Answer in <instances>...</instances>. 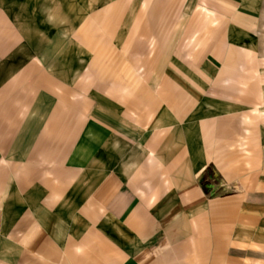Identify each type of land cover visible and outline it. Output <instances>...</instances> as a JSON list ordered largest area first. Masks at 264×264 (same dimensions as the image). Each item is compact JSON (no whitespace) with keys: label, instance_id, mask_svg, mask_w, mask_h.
Returning a JSON list of instances; mask_svg holds the SVG:
<instances>
[{"label":"crops","instance_id":"crops-1","mask_svg":"<svg viewBox=\"0 0 264 264\" xmlns=\"http://www.w3.org/2000/svg\"><path fill=\"white\" fill-rule=\"evenodd\" d=\"M65 1L36 32L0 0V264H264V54L236 6Z\"/></svg>","mask_w":264,"mask_h":264},{"label":"rangeland","instance_id":"rangeland-1","mask_svg":"<svg viewBox=\"0 0 264 264\" xmlns=\"http://www.w3.org/2000/svg\"><path fill=\"white\" fill-rule=\"evenodd\" d=\"M15 12L17 23L25 27L26 30L39 32L49 31L52 25L58 6L61 0H14ZM176 2L181 0H174ZM190 2L194 7L201 0H184ZM205 1V0H202ZM65 4V14L68 12H75L67 8L66 1L62 0ZM226 3L234 4L235 11L240 16L241 24L246 23L247 40L249 43L257 48L264 54V0H225ZM70 4V3H69ZM84 10H79V17L70 18L76 21L82 17ZM74 25L71 24L69 28Z\"/></svg>","mask_w":264,"mask_h":264}]
</instances>
